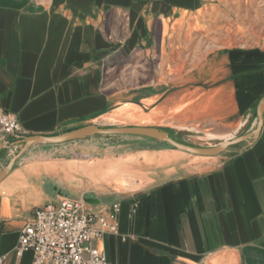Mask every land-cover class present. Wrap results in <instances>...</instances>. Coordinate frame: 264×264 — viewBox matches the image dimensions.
Returning a JSON list of instances; mask_svg holds the SVG:
<instances>
[{"label": "crops", "instance_id": "1", "mask_svg": "<svg viewBox=\"0 0 264 264\" xmlns=\"http://www.w3.org/2000/svg\"><path fill=\"white\" fill-rule=\"evenodd\" d=\"M229 1L0 0V110L24 135L154 126L218 143L248 130L264 45H225ZM68 146L76 157L32 148L0 182L5 264L32 263V251L15 254L21 229L35 209L70 197L50 168L64 161L101 186L78 189L77 199H95L89 211L120 203L118 234L93 241L109 264H264V116L252 145L214 157L135 136Z\"/></svg>", "mask_w": 264, "mask_h": 264}, {"label": "built area", "instance_id": "2", "mask_svg": "<svg viewBox=\"0 0 264 264\" xmlns=\"http://www.w3.org/2000/svg\"><path fill=\"white\" fill-rule=\"evenodd\" d=\"M18 134H23L20 122L0 110V137ZM136 207L137 202H133V212ZM119 212V202L97 214L88 210L82 198L63 196L57 204L47 203L34 210L31 221L20 231L15 254L32 251L31 264H109L93 241L103 233L118 234ZM6 258L0 254V264H5Z\"/></svg>", "mask_w": 264, "mask_h": 264}, {"label": "water", "instance_id": "3", "mask_svg": "<svg viewBox=\"0 0 264 264\" xmlns=\"http://www.w3.org/2000/svg\"><path fill=\"white\" fill-rule=\"evenodd\" d=\"M264 116V94L258 99L251 127L245 133L224 139L214 145L200 146L189 144L170 129L154 126H99L87 124L66 132L53 135L18 134L5 137L0 145V182L10 173L12 168L25 160L27 153L34 147L45 154L65 156L69 144L87 140L97 136H135L150 139L166 148L181 151L195 156L214 157L230 152L240 151L252 145L259 137ZM11 148L9 158L2 163L3 151ZM64 153V154H63ZM86 203H94L95 199L84 197Z\"/></svg>", "mask_w": 264, "mask_h": 264}, {"label": "rangeland", "instance_id": "4", "mask_svg": "<svg viewBox=\"0 0 264 264\" xmlns=\"http://www.w3.org/2000/svg\"><path fill=\"white\" fill-rule=\"evenodd\" d=\"M227 4H230V7H233V5L235 4L236 10L235 14L233 12L230 14H226L225 30L219 32L220 34L222 33L225 45L227 47L234 45H264V0H242L241 2L230 0L229 2H227ZM246 130L247 128H244L234 136L243 134ZM179 136L187 143L193 145L209 146L216 144L215 141H210L204 136L195 138H186L183 135ZM46 156L53 158L59 157L49 154H46ZM61 157L70 158L76 156H73L72 153H68L67 155ZM50 168L53 169V171H55V173L63 179L65 187L68 190L64 193L66 195H69L71 198L77 199L78 189L82 188L83 186L101 188V186H97L96 179L90 180L89 174L86 176H81L76 170L77 166H75L73 163H69L68 161H64L63 163L54 167L50 165ZM74 175L81 177L83 184L79 185V182H77V180L74 181V179H72ZM105 184L109 185L110 183H104V185ZM89 207L91 206L87 205L88 209Z\"/></svg>", "mask_w": 264, "mask_h": 264}]
</instances>
